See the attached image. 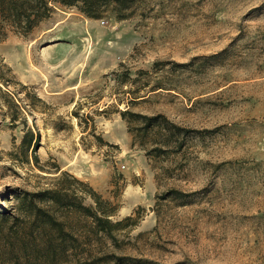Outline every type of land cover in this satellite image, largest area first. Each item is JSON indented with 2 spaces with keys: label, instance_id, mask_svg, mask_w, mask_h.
<instances>
[{
  "label": "rangeland",
  "instance_id": "1",
  "mask_svg": "<svg viewBox=\"0 0 264 264\" xmlns=\"http://www.w3.org/2000/svg\"><path fill=\"white\" fill-rule=\"evenodd\" d=\"M122 2L0 40V264H264V0ZM56 168L135 224L58 211L47 251L25 192Z\"/></svg>",
  "mask_w": 264,
  "mask_h": 264
},
{
  "label": "trees",
  "instance_id": "2",
  "mask_svg": "<svg viewBox=\"0 0 264 264\" xmlns=\"http://www.w3.org/2000/svg\"><path fill=\"white\" fill-rule=\"evenodd\" d=\"M122 1L125 0H0V40L6 38L10 31L19 34L29 33L42 19L49 15L52 10L51 3L73 6L85 15L96 18L104 14L107 6L112 2L118 7H125L126 5ZM120 113L122 116L128 114L131 118H139L142 123L137 128L149 127L157 123L158 118L161 117V115H143L129 110H123ZM56 169H58L56 172L59 171V173L52 178L53 183L51 185L37 192H25L30 196L32 202L29 204L33 214L32 220L40 229L41 237L46 245L50 244V247H47L50 249L47 251H51V247L55 243H64L65 237L72 235L65 231L63 221L57 218L56 213L58 211L77 212L85 219L86 231L99 239L107 237L115 241V232L125 226L128 221H132L130 222L131 225L135 224V220L131 216L114 219L115 204L103 198L88 183L65 170ZM76 186L81 193L77 192ZM35 196L42 199L45 206H39L34 202ZM87 197L90 199V203L85 204L82 199ZM57 236L61 238L56 240ZM73 241L75 240L69 241L70 245L75 244ZM89 254L95 255L92 248L89 249Z\"/></svg>",
  "mask_w": 264,
  "mask_h": 264
}]
</instances>
